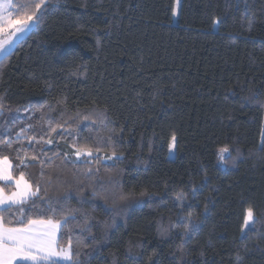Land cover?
<instances>
[{
	"label": "trees",
	"instance_id": "1",
	"mask_svg": "<svg viewBox=\"0 0 264 264\" xmlns=\"http://www.w3.org/2000/svg\"><path fill=\"white\" fill-rule=\"evenodd\" d=\"M174 1L50 0L39 23L0 59V138H11L21 158L43 147L55 160L43 177L37 162L24 170L47 187L48 197L70 194L64 211L49 217L86 213H75L57 241L58 249L78 252L73 260L80 264H237L238 257L242 264H264V0H183L173 24ZM219 19L225 23L217 31ZM45 102L53 127L68 118L61 116L65 109H106L115 135L99 155L122 154L106 165L115 164L126 189L153 195L110 214L93 203L96 180H82L78 192L76 169L53 156L72 137L62 138L57 128L46 135L50 146L17 142L28 123L48 128L41 112L25 111ZM71 127L81 143L95 145L96 129ZM173 135L175 158L168 160ZM0 155L19 163L11 149ZM115 171L102 167L99 176L107 180ZM181 195L191 205L187 211L174 203ZM44 207L38 202L37 211ZM250 207L258 222L245 239L241 227ZM188 211L201 224L192 236L173 227Z\"/></svg>",
	"mask_w": 264,
	"mask_h": 264
},
{
	"label": "snow or ice",
	"instance_id": "2",
	"mask_svg": "<svg viewBox=\"0 0 264 264\" xmlns=\"http://www.w3.org/2000/svg\"><path fill=\"white\" fill-rule=\"evenodd\" d=\"M182 6L183 0H176V8L171 9L173 17L178 15L177 9L182 10ZM3 8L17 9L14 15L7 11L0 14V35L14 37L17 33H23L28 30L31 24L39 23L41 17L51 8V2L50 0H38V2L19 0L17 4H12L9 0V3L4 5ZM254 22V15L248 18L249 30H251ZM223 23H225L223 19L214 20L213 28L218 31L219 25ZM5 43H11V40H0V51L5 50ZM61 55L68 54L61 53ZM3 101L4 97L0 96V114H2L4 109ZM57 103L62 104L64 101L61 99ZM46 106L47 102L39 106H33L32 109L26 108L25 111L41 112L39 119L45 121L48 124V128L40 127L37 131L36 125L28 123L26 127L20 129L17 142L22 138H26L29 143L35 141L36 144H41V142L46 145L52 144V139L46 138V135L56 133L57 128L61 129L58 135L62 138L65 135L72 137L69 145L72 149L71 153L61 154L54 152L53 156L59 159L66 167L70 166L76 169L74 175L76 176L78 192L83 187L82 180H96L95 184L92 185L93 191L91 195L94 198L93 203L95 204V201L98 200L110 214L121 215L133 203H141L139 197L153 195L145 191L137 192L134 188L126 189L120 179L119 171H115V164L109 166L104 163L105 160L118 162L123 159L122 154L118 155L115 149L112 150L111 155H106L103 160L101 159L100 152L103 148L111 146L115 135V130L109 127L112 121L107 116L106 109L100 111L94 105L92 110L87 113L78 108L75 114H71L65 109L61 116L67 115L68 118L63 120V122L56 121V126L53 127V119L43 111ZM31 119L32 117L30 116L29 120ZM82 123L85 127L96 129L100 133L95 137V145L81 143L73 134L74 130L71 126L76 125L78 128ZM15 124L16 121L13 119L11 126H15ZM5 131L10 132V128H6ZM37 137L39 138L37 139ZM13 143L11 138H0V150L11 149L15 151L16 159L19 161L14 167L8 155H0V181L3 182L0 184V264H17V262L46 264V262L52 261L55 256H62L65 260L70 261V264H80L79 260H73V255L78 256V252L73 253L71 248L68 250L61 249L57 252L54 244L57 232L62 227H66L71 220L76 219L75 213L85 215L86 213H84L83 208H80L70 210L72 214L64 216L61 220L49 217L48 213H52L55 216L64 211L70 194L66 192L62 199L60 197H48L47 187L42 188L39 183L28 178L24 169L31 167L32 162H37L41 166L40 175L43 177L48 175V173L43 171L44 167L48 164H54L55 160L47 156L43 147L38 150L37 154L32 155L30 159L27 156L21 158V149H14ZM176 143L177 138L173 135L169 148L175 149ZM33 151H36V149L34 148ZM236 151L239 152V149ZM260 151L264 152V143L261 144ZM224 152H228V149H221V153ZM38 156H43L44 158L38 160ZM229 158L234 159L230 153ZM220 159H224L223 155H221ZM102 167L109 172L115 171V174L109 175L107 180H103L99 176ZM17 169H19L18 172ZM46 183L50 184L51 180L46 181ZM38 202L45 206L41 211H37ZM83 203H87V201H81L82 205ZM174 203L186 211L191 208V205L187 203L183 195L177 197ZM205 211H207V208H205ZM33 212H36L38 218H33ZM6 214L10 215L6 218ZM257 222L254 209L248 208L241 227V235L245 239L256 228ZM176 226L183 227L184 236H192L199 230L201 224L199 217L194 218L193 214L188 211L187 216L182 213L177 216L173 224V227ZM84 230L90 232L87 227ZM92 239L95 240V237H92ZM52 264H54V261ZM237 264H242V258L238 257Z\"/></svg>",
	"mask_w": 264,
	"mask_h": 264
},
{
	"label": "rangeland",
	"instance_id": "3",
	"mask_svg": "<svg viewBox=\"0 0 264 264\" xmlns=\"http://www.w3.org/2000/svg\"><path fill=\"white\" fill-rule=\"evenodd\" d=\"M11 2V1H10ZM9 3V0H0V14H2L4 11H7V12H11L13 15L16 13L15 10H13L12 8H7V9H4L3 6L8 4ZM176 8V0L174 1V6H173V9ZM178 11V9H177ZM176 19H177V16L176 17H171V21L172 23L174 24L176 22ZM33 27V24L30 25L29 29L26 30L25 32L23 33H17L16 36L14 37H7V39H10L11 40V43H5V50L4 51H0V59L2 57H4L6 54H8L12 48L14 47V45L20 41L21 39H23L27 34L28 32L32 29ZM0 37H4L6 38V36H3V35H0ZM171 142V141H170ZM169 142V144H170ZM48 146H50L51 144H47ZM72 149L70 147L68 148H65L63 150L64 153H71ZM101 159L103 160L105 156H100ZM166 158L168 160H173L175 158V149H170L169 148V145H168V150H167V155H166ZM114 160H105L104 163L105 164H110L112 163ZM63 250H68V248H62ZM61 250V249H60ZM60 264H64V263H69V261L65 260L62 256L60 257V261H59Z\"/></svg>",
	"mask_w": 264,
	"mask_h": 264
},
{
	"label": "crops",
	"instance_id": "4",
	"mask_svg": "<svg viewBox=\"0 0 264 264\" xmlns=\"http://www.w3.org/2000/svg\"><path fill=\"white\" fill-rule=\"evenodd\" d=\"M6 39H7V37H6V38H4V37H3V38L0 37V40H6ZM5 46H6V45H5ZM5 46H4V47H5ZM0 183H3V182L0 181ZM58 235H59V232H57V234H56V237H55V244H54V248H55V250H56L57 252L60 251V249L57 248ZM60 257H61V256H55V257L52 258V261L46 262V264H47V263H52L53 261H54V263H56V264H60V263H59V261H60ZM17 264H31V262H17ZM64 264H68V263H64Z\"/></svg>",
	"mask_w": 264,
	"mask_h": 264
}]
</instances>
